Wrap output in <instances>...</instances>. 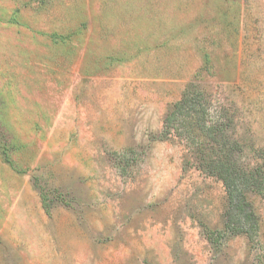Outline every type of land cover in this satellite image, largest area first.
I'll return each mask as SVG.
<instances>
[{"label": "rangeland", "instance_id": "374dc122", "mask_svg": "<svg viewBox=\"0 0 264 264\" xmlns=\"http://www.w3.org/2000/svg\"><path fill=\"white\" fill-rule=\"evenodd\" d=\"M263 168L264 0H0V264H264Z\"/></svg>", "mask_w": 264, "mask_h": 264}, {"label": "trees", "instance_id": "16d2710c", "mask_svg": "<svg viewBox=\"0 0 264 264\" xmlns=\"http://www.w3.org/2000/svg\"><path fill=\"white\" fill-rule=\"evenodd\" d=\"M61 39H64L65 37L60 36ZM64 42V41H61ZM197 77V76H196ZM194 94L190 93V91L184 93L181 96V99L175 103L172 107L173 110L169 111L165 118V125L168 122L173 121L175 116H182L184 113L187 114L185 116H188L190 119V123L188 124V127L190 129L191 134H194L193 136H199L198 134H203V131L205 130V123L203 114L205 113V110L201 108L200 105V96H193ZM201 115V116H200ZM198 134H195L192 132V130ZM132 149H127L125 151H121L118 153V156L120 158L124 157L128 152H131ZM218 166L222 169L224 174L225 182H227L228 186L231 185V192L229 191V205L231 207V218L229 216V220L236 225H242V224H248L251 229L256 228V218L253 214L252 210L249 208V204L246 202L245 198L243 197V192L241 191L240 184L242 183V180H244V176L242 177L241 174H239L240 171H238L237 168H234L230 165L224 166V164L221 166V164ZM119 170L121 168H118ZM262 173H252L253 177H259V179L264 180V168ZM240 182V184H239ZM41 199L44 202V199L41 196ZM249 208V209H247ZM230 225V222L223 224L222 229H228L227 226ZM230 227V226H229Z\"/></svg>", "mask_w": 264, "mask_h": 264}]
</instances>
